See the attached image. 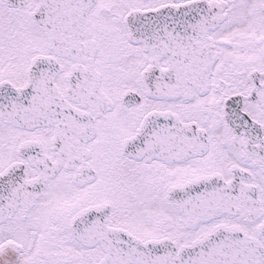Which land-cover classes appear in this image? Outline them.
I'll return each mask as SVG.
<instances>
[{"label": "snow or ice", "instance_id": "1", "mask_svg": "<svg viewBox=\"0 0 264 264\" xmlns=\"http://www.w3.org/2000/svg\"><path fill=\"white\" fill-rule=\"evenodd\" d=\"M0 264H264V0H0Z\"/></svg>", "mask_w": 264, "mask_h": 264}]
</instances>
